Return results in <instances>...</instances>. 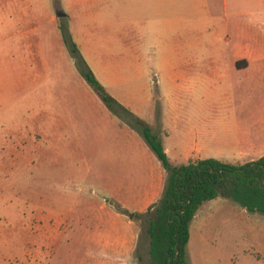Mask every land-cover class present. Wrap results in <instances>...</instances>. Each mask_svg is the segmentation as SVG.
I'll return each mask as SVG.
<instances>
[{
    "label": "rangeland",
    "instance_id": "1",
    "mask_svg": "<svg viewBox=\"0 0 264 264\" xmlns=\"http://www.w3.org/2000/svg\"><path fill=\"white\" fill-rule=\"evenodd\" d=\"M135 117L178 165L261 147L264 0H0V264H152L170 173ZM187 255L264 264V214L206 201Z\"/></svg>",
    "mask_w": 264,
    "mask_h": 264
},
{
    "label": "trees",
    "instance_id": "2",
    "mask_svg": "<svg viewBox=\"0 0 264 264\" xmlns=\"http://www.w3.org/2000/svg\"><path fill=\"white\" fill-rule=\"evenodd\" d=\"M85 76L107 103H118L92 69L87 67ZM135 120L149 147L170 173L165 195L148 228L152 264H188L191 223L206 201L224 197L249 212L264 214V155L241 164L214 157L174 164L161 136L143 119Z\"/></svg>",
    "mask_w": 264,
    "mask_h": 264
},
{
    "label": "crops",
    "instance_id": "3",
    "mask_svg": "<svg viewBox=\"0 0 264 264\" xmlns=\"http://www.w3.org/2000/svg\"><path fill=\"white\" fill-rule=\"evenodd\" d=\"M251 61H252V58H251V56L249 54L248 55H246V54H240L237 57V63H239L243 68L245 67V69H248L249 68ZM164 147H165L166 152L168 153L170 159L174 158V157H171L170 156V151L167 148V146H166L165 143H164ZM193 150L194 149H192L191 151L193 152ZM197 152L198 153L199 152L201 153L202 151L198 150ZM257 152L258 153L259 152H262V153L258 157L251 158ZM263 155H264V144L261 147H259L255 143L254 144H250V140L245 139V140L240 141L238 143V145L234 148V151H233L232 155H229L228 157H226V156L220 154L219 156H216L214 158H218V159H221V160L222 159H224V160H230L232 158L233 159L235 158V159H242V160H244V159H248L249 158L251 160H248V161H252V160H255V159L260 158ZM206 158H209V157H206Z\"/></svg>",
    "mask_w": 264,
    "mask_h": 264
},
{
    "label": "flooded vegetation",
    "instance_id": "4",
    "mask_svg": "<svg viewBox=\"0 0 264 264\" xmlns=\"http://www.w3.org/2000/svg\"><path fill=\"white\" fill-rule=\"evenodd\" d=\"M58 13H63V10H61V11H58ZM64 15H65V13H64ZM58 17H62V16H58Z\"/></svg>",
    "mask_w": 264,
    "mask_h": 264
},
{
    "label": "water",
    "instance_id": "5",
    "mask_svg": "<svg viewBox=\"0 0 264 264\" xmlns=\"http://www.w3.org/2000/svg\"><path fill=\"white\" fill-rule=\"evenodd\" d=\"M64 15V13H58V16H63Z\"/></svg>",
    "mask_w": 264,
    "mask_h": 264
}]
</instances>
